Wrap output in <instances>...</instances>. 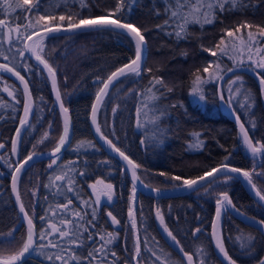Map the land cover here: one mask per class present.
Instances as JSON below:
<instances>
[{
  "label": "trees",
  "instance_id": "16d2710c",
  "mask_svg": "<svg viewBox=\"0 0 264 264\" xmlns=\"http://www.w3.org/2000/svg\"><path fill=\"white\" fill-rule=\"evenodd\" d=\"M10 2L14 6L15 0ZM86 2L88 7L81 9L78 0L75 4L72 0H40V14L47 11L49 14L59 15L70 11L80 12L83 17L100 16L106 9L113 8L116 0H86ZM165 7L163 0H134V2L126 0L124 22L135 24L145 35L146 64L143 67L152 69V72L143 71L140 77L122 78L110 88L109 95L105 97L97 113L101 130L116 143L117 147L140 165L137 170L140 181L150 187L170 188L181 184V181L169 179L173 175L193 179L220 164L229 153L232 167L248 171H264V157L253 158L246 152L236 134L233 122L229 121L219 107L216 81L204 85L205 99L200 105L190 95L196 70L201 69L200 74L205 77L206 73L202 72L203 67L207 66L208 60H217L203 49L214 47L226 28L234 29L236 25L245 21L253 26H264V0H243L242 5L236 10H226L223 13L218 11V18L212 24H205L203 27L189 25V35L182 40H177L174 35L166 34L172 31L171 28H157V25H162L168 18L164 12ZM157 12L160 14L157 15ZM25 15L30 14L17 11L13 18L5 12L0 15V19H4L14 28L16 24L25 23ZM242 31L246 30L242 29ZM131 41L124 34L91 29L71 34H50L44 42L45 58L58 69V88L64 106L70 110L71 139L59 154L60 159L57 160V165L75 161L73 166L77 172L76 183L80 198H77L75 192L68 193L67 196L73 199V204L79 209L83 207L81 200L95 199L89 185L96 179H104L106 183L114 185L112 201L101 198V203L96 206L97 217L94 222L96 227L92 230L94 240H86V248L80 251L86 255L87 250L95 246L98 242L95 233L111 232L116 238L109 245V253L114 251L116 257L109 254L106 260L113 261V264H125V262L136 264L133 260V232L128 215L133 186L122 168L123 165L94 141V136L89 129L90 125H88V114L95 92L101 85L97 82V78L104 79L115 67L134 56L135 48ZM7 48L5 44V52L11 56L12 53H8ZM25 56L26 62L33 65L31 72L19 67V64L25 61L18 54L14 64L30 84L34 101V115L31 123L34 127L22 131L15 155L11 152L12 139L16 136L19 118L23 115V96L17 95L19 103L16 104L15 111L10 107L0 108V143L5 145L4 148H0V157H3L0 159V251H3L5 255L15 251L8 250L12 241L18 243L26 235L10 195V174L15 164L29 153L53 149L59 140L62 128L60 116L50 96V86L46 76L40 72L38 65L29 60L26 54ZM0 62L8 63L3 57H0ZM220 62L224 69L233 66L228 57H222ZM261 74L264 75V73ZM153 76L162 77L166 87L171 88L172 91L160 89L157 95L162 94V98L154 105H150V108L161 111L166 109V111L159 120L158 127L149 123L145 127L137 128V107L143 97H138L136 92L146 89ZM236 76L242 77L243 88L252 96L250 103L253 106L250 109H241L233 104V107L237 108L241 121L246 122L245 127L249 129L253 142L264 143V92H260L252 75L249 76L244 71H234L224 79L221 85L225 96H228V82L234 80ZM0 77H2L0 101L4 104H14L15 101L3 89L5 86H14L9 87V90L15 92V89H21L22 91V85L16 77L7 72L0 73ZM130 89L135 91L129 92ZM114 107L117 108L115 113L112 111ZM145 111L149 114L141 116V123L151 120L154 115H160V111L152 112L149 109ZM249 121L255 122L254 128L248 123ZM113 129L115 136L111 134ZM46 131L49 133V138L43 143H38ZM194 133H199V139L203 142V146L198 149L189 147L196 142ZM79 141H91L95 148L77 152L75 147ZM52 159V157L40 158L31 161L19 173L17 182L20 201L33 217L37 233L46 228L47 221H42L40 217L45 215L49 206L55 207L58 203H66L65 196H53L55 189L44 187L49 183L50 176L60 174L57 165L48 167ZM80 172H85L86 175L80 176ZM160 173L167 175H160ZM233 176L235 178L227 184L222 183L223 176H220L208 193L204 190L208 187L207 184L188 190L182 195L161 198L136 191L135 215L141 237V259L144 264H151V259H154L150 258V252L144 247L145 236L148 237V247L156 249L158 255H163L159 252V249H163L164 253L172 254L169 257L170 260L186 264L184 257L172 251L163 239L162 235L167 236V234L156 216L157 208L161 210L165 223L180 241L184 251L194 254L196 264L200 259V256L196 254L197 247H203L206 250L208 254L206 264H219L211 249L209 227L215 215V201L220 192L229 193L240 214L264 220V209L256 204L242 188L241 181L236 175ZM254 182L258 187L264 188V178L254 177ZM33 191L36 192L35 196L32 195ZM108 212H111L120 223L112 224L111 218L107 216ZM48 214L51 216V213ZM52 222L55 223L56 219L54 218ZM220 224L225 238V247L237 264L240 262L253 264L260 260L264 254V237L260 231L233 216L229 210L222 214ZM197 228L201 231L193 235ZM9 232L13 233L12 238L7 236ZM247 236L254 237V243L251 249L242 250L240 245L247 243ZM237 237L243 238L237 240ZM38 243L46 244L47 241H38ZM48 251L52 250L48 249ZM22 264H49V262L38 251H32Z\"/></svg>",
  "mask_w": 264,
  "mask_h": 264
},
{
  "label": "snow or ice",
  "instance_id": "6c2138e0",
  "mask_svg": "<svg viewBox=\"0 0 264 264\" xmlns=\"http://www.w3.org/2000/svg\"><path fill=\"white\" fill-rule=\"evenodd\" d=\"M72 2L75 4L77 0H72ZM78 2L81 9L88 7L86 0H78ZM163 2L166 5L164 12L168 18L162 25H157V28H171L172 31H169L166 34L169 36L174 35L177 40H182L186 39L189 35V25H200L203 27L205 24H212L218 18V11L223 13L226 10H236L238 6L242 5L243 0H163ZM57 7H59V5H57ZM125 7L126 0H116L115 6L111 9H106L103 15L94 17L89 15V17H83L80 12L72 13L70 11L59 15L49 14L47 11L40 14V0H15L14 6L10 0H2V3H0V15L7 12L15 18V13L17 11L28 13L30 15L24 16L25 23L23 25L16 24L14 28L4 19H0V57H3L5 61H8V63H0V73L7 72L13 75L22 85V91L21 89H15V92L9 90V87L14 86L4 87L3 91L7 92V95L12 97V100L15 101V103L4 104L0 101V108L10 107L15 111V106L19 103L17 95L23 96V115L19 118V127L16 129V136L12 139L11 152L15 155L18 151L17 146L22 131L34 127L31 123V118L34 115V101L29 81L21 75L20 71L17 70L14 61L18 54L19 57L25 61L24 63L19 64V67H23L26 71L31 72L33 65L26 62L27 57L25 56L26 52L31 53V56L34 57L38 64L43 66L42 70H46L63 117V131L59 136L56 146L52 149L51 156L53 159L48 165L49 168H52L53 165H57V160L60 159L59 154L71 139L70 110L64 106V101L58 88V69L45 58V40L50 34L54 33H74L86 29H102L116 34L127 35L134 42V57L131 58L128 63L115 68L106 79L97 78V82L101 84V87L96 92L95 102L91 106V117L92 124L95 126V132L99 134L100 138L112 151L117 153L119 157L126 162L127 170L131 173L133 188L128 215L133 232V260L136 261V264H144L141 259V237L139 235L135 215L136 185L138 182H141L140 177L137 174L140 165L126 155L124 151L117 147L112 139L103 133L101 125L97 121V113L104 103L105 97L109 95L111 87L122 78L140 77L143 71H147L148 73L152 72V69L143 67V65L146 64L144 59L147 43L145 35L135 24L124 22ZM159 14L160 13L157 12V15ZM253 27H255V31H253ZM242 29L246 31H242ZM13 33H15V35H13ZM5 44L8 46L7 52L12 53L11 56L6 54L4 49ZM18 45H22V47H18ZM203 50L208 52L212 57H216L217 60L215 62H209L207 66L203 67L202 72L207 74L206 78L201 76V69H197L194 73V79L190 90V95L194 98L203 101L205 99L204 85L213 81H222L224 79L222 72L225 71V69L222 68L220 62L222 57H228V59L232 61L233 67L227 68V72H233L234 69L244 66H247L254 71L257 77H259L261 91L264 92V75L261 74L264 73V26H253L245 21L236 25L234 29L226 28L223 30V35L214 47L204 48ZM0 79H2V77H0ZM162 88H165L167 92L172 91L171 88L166 87L162 77L153 76L146 89L141 92H136L138 97H143L137 107V128L145 127L146 124L149 123L158 127V122L164 115L166 109L161 111L156 108H150V105H154L155 102L162 98V94L157 95ZM133 91L135 90H129V92ZM227 93L228 96L226 99L224 90L221 89L220 100L233 112L234 119L239 127V137L242 146L251 153L253 158L257 156L264 157V143L260 141L253 142L252 137L249 135V129L245 127L246 122L241 121L237 108L233 107V104L241 109H250L253 106L252 103H250V101H252V96L243 88L242 77L236 76L234 80L228 82ZM241 97H243V99H241ZM173 107H175V105H173ZM145 109H149V111L152 112L160 111V115H154L151 120H146L144 123H141V116H148L149 114ZM112 111L115 113L117 108L114 107ZM248 123H250L252 128L255 127L254 121H249ZM111 134L112 136H115L114 129ZM199 135V133L193 134L196 142L190 144V148L198 149L203 146V142L200 141ZM48 138L49 133L46 131L44 132L41 141L38 143H43V141ZM141 143H144L143 139L141 140ZM4 147L5 145L0 143V148ZM88 148H95V145L91 141H79L75 147V151L79 152L82 149L86 150ZM35 155V152L29 153L24 161L20 162L13 171L12 188L13 191L17 193L18 202H20V195L17 190L19 173ZM230 155L231 154L229 153V155L225 156L224 160L216 167H212L209 171L204 172L202 175H199L194 179H185L176 175L169 177V179L173 181H181V184L177 185V187L183 186L188 189L203 187L204 184H207L208 187L204 190L205 193H208L209 189L220 176H223L222 183L227 184L235 178L232 174H237L254 190V194L258 200L264 202V188L258 187L254 182V177L264 178V171L256 172L255 170L248 171L242 168L232 167L230 164ZM0 159H3V157H0ZM74 164L75 161H70L65 165H57V170L60 174H53V176H50L49 183L44 185L45 188L55 189L52 193L53 196H65L66 203H58L55 207H52L51 205L49 206L45 215L40 217L42 221H47L46 228L41 229L39 233L35 230L33 217L29 215L25 210L24 204L20 202V211L23 213L28 225L27 232L26 235L21 238L20 247L16 251L7 255H5L3 251H0V264H22V260L26 254H29L32 251H38L39 254L49 262V264H113V261L106 260L109 254L112 257H116L114 251L109 253V245H111L116 238L111 232L105 234L95 233V236L98 237V242L95 243V246L91 248V250H87L86 255L82 254L80 250L86 248V240H94L92 230L96 227L94 223L97 217L96 206L101 203V197H106L108 201H112L114 185L106 183L104 179H96L94 183L89 185L95 199L81 200L83 207L79 209L76 208L73 204V199L67 196L68 193L75 192L77 198H80L76 183L77 172L73 166ZM79 175L83 176L86 175V173L80 172ZM160 175L167 174L160 173ZM154 191L159 193L161 190L157 188L154 189ZM32 195L35 196L36 192L33 191ZM45 200H47V197H45ZM215 203L216 216L212 222V238L215 242V247L218 252L222 254V257L227 264H237L236 260L229 255V252L225 247V238L223 236L220 221L224 212L229 209L238 211V209H236V206L233 204L227 191L220 192ZM48 213H51V216H49ZM89 216L91 217L90 219L88 218ZM107 216L111 218L112 224L116 225L120 223L111 212H108ZM156 216L160 225L163 226L164 232L171 241L179 247L183 257L186 258V264H196V261H194V254L184 251L180 241L165 223L164 215L159 208L156 209ZM54 218L56 219L55 223L52 222ZM255 223H257V226L261 227L262 231H264V220ZM199 231H201V229L197 228L193 235ZM7 236L12 238L13 233L9 232ZM242 238L243 237H237V240ZM254 239L255 238L252 236H247V243L241 244V249H251ZM38 241H47V243H38ZM143 243L144 247L151 254L150 258H154L151 259V264H179L178 261L170 260V253H164L163 249H159V252L163 253V255H158L156 249L149 248L147 236H145ZM48 249H51L52 251H48ZM196 254L200 256L198 264H206L208 255L206 250L203 247H197ZM125 264H127V262H125ZM259 264H264V259H261Z\"/></svg>",
  "mask_w": 264,
  "mask_h": 264
},
{
  "label": "water",
  "instance_id": "95a60500",
  "mask_svg": "<svg viewBox=\"0 0 264 264\" xmlns=\"http://www.w3.org/2000/svg\"><path fill=\"white\" fill-rule=\"evenodd\" d=\"M86 30H91V29H86ZM82 31V30H81ZM81 31H77V32H81ZM54 34H58V35H60V34H71V33H66V32H61V33H54ZM133 42V41H132ZM31 43V42H30ZM133 44H134V42H133ZM27 56H28V58L29 59H31L32 60V62H34L36 65H38V69L40 70V72H42L43 73V75H45L46 77V80H47V83H48V85L50 86L49 87V89H50V96H52V101L54 102V105L56 106L55 108H56V110H57V113H58V116H60V123H61V127H62V131H63V117H62V114H61V110H60V107H59V103L56 101V97H55V93H54V91H53V89H52V86H51V82H50V79L48 78V75H47V72H46V70H42L43 69V66L42 65H39L38 64V62L34 59V57H32L31 56V53H28V52H26L25 53ZM134 57V56H133ZM144 57H145V53H144ZM131 59V58H130ZM129 59V60H130ZM129 60H127L126 62H124L123 64H126V63H128L129 62ZM1 63V62H0ZM122 64V65H123ZM121 64L119 65V66H117V67H120V66H122ZM117 67H115V68H117ZM233 66H231V67H229V68H232ZM115 68H114V70H115ZM113 70V71H114ZM234 71H236V72H240V71H244V72H246L249 76L250 75H252L253 76V78L255 79V81H256V83H257V86H258V88L260 89V91H261V85H260V83H259V77H257V75L255 74V72L254 71H252L250 68H247V66H244V67H241V68H236V69H234ZM233 71V72H234ZM110 73H111V71H110ZM109 73V74H110ZM232 72H227L226 71V69H225V71H223L222 72V75L224 76V79L225 78H228V76H229V74H231ZM109 74H107V76L109 75ZM107 76L104 78V79H106L107 78ZM224 79L222 80V81H216V96H217V98H218V105H219V107L220 108H222L221 110H222V112H223V114L225 115V116H227V118H229V121L230 122H233V124H234V128H236V134L239 136V127H238V124H237V122H236V120L234 119V115H233V112L231 111V109L224 103V102H222L221 100H220V91H221V89H222V87H221V85H222V83H223V81H224ZM101 87V85L98 87V89ZM98 89H97V91H98ZM96 91V92H97ZM96 92H95V95H96ZM226 99H227V97H225ZM95 102V96H94V98H93V101H92V104ZM66 107V106H65ZM89 116H88V125H90V127H89V129H90V132H91V134H92V136H94L93 138H94V141L99 145V146H101L104 150H105V152L107 153V154H110V155H112V156H115L116 157V159L118 160V161H120L121 162V164L122 165H124V170H125V172H126V176H128L127 178H128V180H129V182H131V184L133 185V182H132V178H131V173H130V171H128L127 170V166H126V162L125 161H123V159L121 158V157H119V155L117 154V153H115L114 151H112L108 146H107V144L100 138V136H99V134H97L96 132H95V126L92 124V117H91V106H90V110H89V114H88ZM71 128H72V126H71V123H70V131H71ZM240 138V137H239ZM245 148V147H244ZM63 149H65V147L63 148ZM246 149V148H245ZM247 151V150H246ZM51 152H52V149H49V150H46L45 152H35L36 153V155L34 156V158L31 160L32 162L33 161H35V160H37V159H40V158H42V159H46V158H50V157H52L51 156ZM247 153L248 154H250L251 155V153L249 152V151H247ZM28 156V155H27ZM26 156V157H27ZM252 156V155H251ZM53 158V157H52ZM25 159V158H24ZM24 159L23 160H21V161H18L17 163H16V165H15V167H17L18 165H19V163L20 162H23L24 161ZM30 161V162H31ZM29 162V163H30ZM28 163V164H29ZM15 167H14V169H15ZM216 167V166H215ZM25 168V167H24ZM14 169L12 170V171H14ZM12 174H13V172H11V174H10V178H9V191L11 192L10 193V195H11V198H12V202H14V204H13V206H14V208H15V211L16 212H18V216H19V218H20V221L23 223V226H24V228H25V233L27 232V228H28V225H27V221L25 220V218H24V215H23V213H21V211H20V202H18L17 201V193L16 192H14L13 191V188H12ZM234 175V174H233ZM236 175V177L238 178V180H240L241 182V185H242V188L245 190V191H247V193H248V195L253 199V201H255L256 202V204L258 203L262 208H264V202H260L259 200H258V198L255 196V194H254V190L249 186V184L242 178V177H240V176H238L237 174H235ZM199 176V175H198ZM197 177V176H196ZM195 177H193V179H194ZM136 187H137V191L138 192H142V193H145V194H148L149 196H153V197H158L159 196V198H161L162 196H173V195H178V194H180V195H182L184 192H186L187 190H189L188 188H186V187H183V186H179V187H177V186H175V187H172L171 189H169V188H166V189H162L159 193H157V192H155L154 191V189H157V188H154V187H152V188H150L148 185H146V184H144L143 182H138L137 183V185H136ZM191 190V189H190ZM229 211L230 212H232L233 213V215L236 217V218H239L240 220H242L243 222H245V223H248V224H251V225H253L254 226V228H256L257 230H259L260 232H262V234H263V236H264V231H262V229H261V227H259V226H257V223H255V222H258V221H260V220H254V219H252V218H250V217H245L244 215H242V214H240V212H237V211H233V210H231V209H229ZM215 215H213V218H212V220H211V222H210V227H209V234H210V236H209V239H210V244L212 245L211 247H212V251H213V253H214V255L216 256V258H217V260H219V262L221 263V264H227V262L223 259V257H222V254H220L219 252H218V250L216 249V247H215V242H214V240H213V238H212V232H213V226H212V222H213V220L215 219V216H216V207H215ZM255 221V222H254ZM34 223V222H33ZM165 236V235H164ZM163 236V237H164ZM164 239L168 242V244L172 247V249L173 250H178V248H177V246L176 245H174L173 243H172V241H170L166 236L164 237ZM30 255V253L29 254H26V256L23 258V260L25 259V258H27L28 256ZM262 259H264V257L262 258ZM22 260V261H23Z\"/></svg>",
  "mask_w": 264,
  "mask_h": 264
},
{
  "label": "rangeland",
  "instance_id": "374dc122",
  "mask_svg": "<svg viewBox=\"0 0 264 264\" xmlns=\"http://www.w3.org/2000/svg\"><path fill=\"white\" fill-rule=\"evenodd\" d=\"M128 23H130V22H128ZM132 42V41H131ZM133 43V42H132ZM134 53H135V51H134ZM209 62H215V59H210V60H208V63ZM207 77V74H206V76H205V78ZM191 98L194 100V101H196V103H198L199 105L201 104V102L202 101H200V100H198V99H196V98H194L192 95H191ZM173 187V186H172ZM172 187H161V188H159V187H157V188H159L160 190H162V189H165V188H169V189H171ZM102 199H106V197H101ZM25 236V235H24ZM166 236V235H165ZM167 237V236H166ZM11 247H9L8 248V250L10 249V251H13V250H17L19 247H20V241H18V243H15V241H12L11 242Z\"/></svg>",
  "mask_w": 264,
  "mask_h": 264
},
{
  "label": "flooded vegetation",
  "instance_id": "af4514ba",
  "mask_svg": "<svg viewBox=\"0 0 264 264\" xmlns=\"http://www.w3.org/2000/svg\"><path fill=\"white\" fill-rule=\"evenodd\" d=\"M175 253H177V252H175ZM172 256V254H170V257ZM185 260H186V258H185ZM259 262V261H258ZM243 262H240V264H242Z\"/></svg>",
  "mask_w": 264,
  "mask_h": 264
},
{
  "label": "bare ground",
  "instance_id": "6f19581e",
  "mask_svg": "<svg viewBox=\"0 0 264 264\" xmlns=\"http://www.w3.org/2000/svg\"><path fill=\"white\" fill-rule=\"evenodd\" d=\"M23 171V170H22ZM175 251V250H174ZM176 252V251H175Z\"/></svg>",
  "mask_w": 264,
  "mask_h": 264
}]
</instances>
